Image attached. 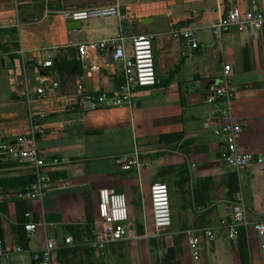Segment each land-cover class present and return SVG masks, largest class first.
I'll use <instances>...</instances> for the list:
<instances>
[{"label":"crops","instance_id":"crops-1","mask_svg":"<svg viewBox=\"0 0 264 264\" xmlns=\"http://www.w3.org/2000/svg\"><path fill=\"white\" fill-rule=\"evenodd\" d=\"M258 2L264 15V0ZM249 4L111 0L91 9L115 8V14L90 18L69 31L66 9L36 13L31 5L16 19V0H0V237L25 249L0 264H35L32 252L49 239L78 242L102 231L101 189L126 196L128 238L107 244L102 253L90 246L58 250L52 264H264V235L252 227L242 229L236 243L224 231L209 244L201 239L198 261L186 235L230 221L238 193L248 222L264 223V162L231 170L221 161L222 146L214 136L226 121L222 111L229 109L242 128L239 151L264 160V25L256 34L229 31L219 40L211 31L230 8L245 10ZM187 29L195 32L197 50L171 37L172 31ZM121 32L151 36L157 84L138 90L130 107L85 112L78 106L80 95H110L121 83L123 62H113L109 51L90 53L80 62L69 43L98 42ZM124 47L128 58L127 38ZM48 60L52 67H43ZM225 65L231 69L227 77ZM52 83L58 84L55 95L37 94L39 85L49 90ZM224 83L233 89L231 99L208 103L207 87ZM31 124L46 127L36 140L46 162H67L49 167L52 186L42 199L25 204L17 193L31 183V168L6 150ZM133 155L144 167L123 172L116 160ZM154 183L169 191L171 227L161 237L153 235L149 190ZM28 209L38 225L26 237Z\"/></svg>","mask_w":264,"mask_h":264},{"label":"built area","instance_id":"built-area-1","mask_svg":"<svg viewBox=\"0 0 264 264\" xmlns=\"http://www.w3.org/2000/svg\"><path fill=\"white\" fill-rule=\"evenodd\" d=\"M115 8H98L75 10L65 14V18L71 21L84 22L96 16L113 15ZM264 25V15L258 0H250L247 9L242 10L232 7L223 15L212 27V35L219 40L225 32L235 31L237 33L248 32L256 34L260 32ZM174 40H182L189 50H197L199 41L193 30H176L171 32ZM129 40L131 52L127 58L124 47V40ZM77 48L78 61L88 58L90 53L97 51L110 52L113 62H123L122 80L119 86L110 95H89L81 94L78 106L85 112L95 110L130 107L133 105L134 95L138 90L153 88L157 84L155 72V59L153 54L152 39L149 35L126 36L118 33L113 37L103 39L98 42H84L80 44L69 43ZM52 61L43 63V67L51 68ZM230 67L223 66L224 77L229 76ZM57 83H52L50 89L39 85L37 94L46 97L55 95ZM81 90V88H79ZM207 102L212 103L218 98L230 100L233 96V89L226 83L222 85L210 84L207 87ZM225 122L214 130V136L221 143V161L235 172L246 168L250 164L262 165L264 160L251 154L242 153L237 146V139L242 128L231 118L229 109L222 111ZM46 134V127L42 124H31L29 130L24 135L17 138L13 145L6 150L8 156L27 163L31 168V183L22 191L17 193L25 204H31L43 198L45 192L52 186V181L48 175L49 167H56L65 164V159H54L50 163L46 162L40 150L36 147L38 137ZM116 164L123 172L132 170L139 171L144 167L143 162L137 155L128 158H118ZM150 204L152 212L153 235L163 236L171 227V209L169 191L165 184L154 183L150 186ZM98 217L104 225L102 231H95L91 237L81 238L75 242L71 237L65 238L61 243L55 239H49L44 246L32 252V260L35 264H52L53 254L61 249H69L78 246H90L102 253L109 243H116L128 238L129 219L128 201L124 194L111 193L107 189L98 192ZM26 223L23 226L26 237L31 236L37 229L38 222L31 210L24 214ZM252 227L258 235H264V223H250L247 220L246 206L241 194L236 195L235 201L230 209V221H223L218 227L201 228L186 232L188 247L194 261L200 258V242L203 239L206 243L214 242L219 231H224L228 241L236 243L241 230ZM25 249L20 245L8 246L0 237V262L9 261L16 255L23 254Z\"/></svg>","mask_w":264,"mask_h":264},{"label":"rangeland","instance_id":"rangeland-1","mask_svg":"<svg viewBox=\"0 0 264 264\" xmlns=\"http://www.w3.org/2000/svg\"><path fill=\"white\" fill-rule=\"evenodd\" d=\"M64 2H65L64 0H16V19H19L18 16H20V14L22 13V9L26 6L28 7L34 5V8L36 9L35 11L36 13H38L41 10H44L47 7L50 9L63 8L66 9V11L72 12L75 10H84V9L98 7L101 4L107 5L108 3L111 2V0H86V1H82L79 4L72 2L64 4Z\"/></svg>","mask_w":264,"mask_h":264},{"label":"water","instance_id":"water-1","mask_svg":"<svg viewBox=\"0 0 264 264\" xmlns=\"http://www.w3.org/2000/svg\"><path fill=\"white\" fill-rule=\"evenodd\" d=\"M80 27H81V22L67 20V28L69 31L79 30Z\"/></svg>","mask_w":264,"mask_h":264},{"label":"trees","instance_id":"trees-1","mask_svg":"<svg viewBox=\"0 0 264 264\" xmlns=\"http://www.w3.org/2000/svg\"><path fill=\"white\" fill-rule=\"evenodd\" d=\"M79 238V235L77 236V235H75V239H78Z\"/></svg>","mask_w":264,"mask_h":264}]
</instances>
